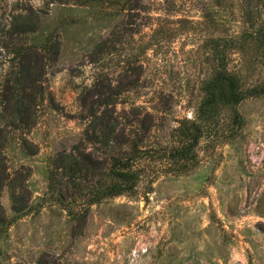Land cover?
I'll return each instance as SVG.
<instances>
[{"label": "rangeland", "instance_id": "374dc122", "mask_svg": "<svg viewBox=\"0 0 264 264\" xmlns=\"http://www.w3.org/2000/svg\"><path fill=\"white\" fill-rule=\"evenodd\" d=\"M218 1L144 0L154 18L145 26L143 14L115 8L0 0V28L29 6L42 16L30 43L50 37L62 44L60 58L47 66L37 123L24 134L37 153H26L21 132L10 134L5 151L11 177L25 176L33 205L43 203L0 232V264H264V97L239 106L242 127L233 109L224 108L188 172L167 173L176 166L164 160L179 140L177 127L195 117L204 96L211 73L205 41L238 31V6ZM117 27L120 34L113 35ZM101 41L105 53L96 55ZM9 63L0 47V93ZM249 75L263 77L264 65ZM101 77L121 88L119 121L133 123L138 108L152 114V130L136 191L106 199L74 221L47 195L49 164L76 145L94 152L82 142L88 118L81 94L86 90L89 106L96 97L86 88ZM96 155L104 158L101 150ZM0 203L12 216L9 187Z\"/></svg>", "mask_w": 264, "mask_h": 264}, {"label": "trees", "instance_id": "16d2710c", "mask_svg": "<svg viewBox=\"0 0 264 264\" xmlns=\"http://www.w3.org/2000/svg\"><path fill=\"white\" fill-rule=\"evenodd\" d=\"M218 2L225 8L238 6L241 13L238 31L225 32L205 41L211 73L202 83L204 96L195 117L180 123L176 129L177 144L166 149L164 160L176 166L167 173H186L196 166L198 146L224 108L233 109L234 122L242 127L245 120L239 106L247 99L264 97V76L251 80L253 76L249 75L257 65H264V0ZM46 3L115 8L125 11L127 16L136 12L145 17V26L151 24L149 20H154L144 0H46ZM41 18V13L33 8L22 7L0 28V47L10 62L0 93V193L9 187L13 212L12 216H7L0 203V232L7 231L29 213L38 212L43 203L37 208L33 205L25 176L11 177L5 153L10 134L14 132L23 133L22 146L27 154L37 153V146L24 134L37 123L47 66L60 58L62 48L60 40L50 37L39 45L30 43L29 38L40 30ZM118 28L113 30V35L120 34ZM157 31L154 29V33ZM105 47L106 41H101L95 48L96 55L105 53ZM236 60L239 65L231 67ZM86 89H94L96 98L86 106L88 93L82 91L81 100L88 118L82 142L93 146L94 152L77 145L70 152H58L50 159L48 171L47 195L74 221L85 220L92 206L106 199L136 191L142 178L140 161L146 151L143 144L153 123L152 114L142 113L138 108L134 109L133 123L119 121L117 105L122 93L114 81H104L101 77ZM100 150L104 158L96 155ZM39 264L45 263L40 261Z\"/></svg>", "mask_w": 264, "mask_h": 264}]
</instances>
